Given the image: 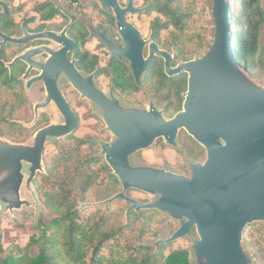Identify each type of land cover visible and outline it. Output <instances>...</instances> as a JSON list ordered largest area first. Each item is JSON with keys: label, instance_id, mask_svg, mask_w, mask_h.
Listing matches in <instances>:
<instances>
[{"label": "water", "instance_id": "water-1", "mask_svg": "<svg viewBox=\"0 0 264 264\" xmlns=\"http://www.w3.org/2000/svg\"><path fill=\"white\" fill-rule=\"evenodd\" d=\"M89 1L98 2L116 15L127 45L123 53L131 60L139 79L140 68L146 71L153 55L146 61L143 59L146 43L140 32L126 21V16L142 13L146 8H134L133 0L127 8H122L118 0ZM211 1L215 35L213 44L207 45V52L172 69L170 54L157 50L160 57L166 58L168 75L187 73L189 76L183 110L173 118H165L155 108L140 110L128 106L125 110L116 100L85 91L79 75L71 76V81L83 97L102 110L107 130L115 137L110 144L99 142L101 155L123 187L111 201H126L131 206L129 211L157 210L179 222V229L158 245L175 243L196 232L198 239L191 248L195 264H252L243 240L248 226L264 224V87L252 84L234 57L229 3ZM0 7V19H6L11 8L3 1ZM0 39V45H20L37 39L64 40L50 32L34 35L25 32L22 38L0 32ZM39 50L26 51L9 68L13 69L18 61L30 64L31 68L32 57ZM51 62L41 66L44 73L38 81H45L48 96L36 102L35 113L38 116L40 110L54 102L65 123L41 129L31 144L0 139V206L5 212L36 207L34 202L22 200V192L34 196L31 185L43 171L47 144L71 135L78 128V120L56 81L47 77ZM26 85L29 89L31 82ZM181 131L207 151L205 162L189 163L190 176L165 168L130 164L135 155L149 150L161 139L177 148ZM132 190L155 199L149 203L136 200L127 195Z\"/></svg>", "mask_w": 264, "mask_h": 264}, {"label": "trees", "instance_id": "trees-1", "mask_svg": "<svg viewBox=\"0 0 264 264\" xmlns=\"http://www.w3.org/2000/svg\"><path fill=\"white\" fill-rule=\"evenodd\" d=\"M0 1L11 8L9 16L0 19V32L19 38V24L11 15L14 8L9 0ZM196 1H149L152 2L149 14L161 13L164 19L158 20V16L153 19L155 33L174 27L171 37L165 39L174 44L183 61L202 55L207 48L205 40L190 32L197 13ZM226 1L230 6L234 57L247 70H261L260 79L264 81V0ZM242 1L243 8L239 10L236 4ZM36 9L43 13L40 6ZM18 54L16 45H0V139L23 144L32 137L27 143L31 144L36 133L48 126V120L40 112L36 116V102L25 82L20 80L18 66L9 68ZM179 83V92L174 95L176 101L166 107L167 118H172L182 106L186 81L182 78ZM50 144L56 151L50 157L44 153L43 171L31 185L33 202L37 208L42 203L48 219L40 218L37 235L24 248L10 250L0 242V264H193L190 249L175 250L166 256V250L174 243L158 245L179 229L177 221L157 210L129 211L131 206L126 201H111L123 187L101 155L99 144L75 134L51 141L47 146ZM191 155L196 160L202 158V154ZM4 214L0 206V217ZM262 227L253 224L244 233L243 246L252 257V264H257L258 256L252 251L254 246L264 249ZM31 247L38 248L37 255L31 253Z\"/></svg>", "mask_w": 264, "mask_h": 264}, {"label": "flooded vegetation", "instance_id": "flooded-vegetation-1", "mask_svg": "<svg viewBox=\"0 0 264 264\" xmlns=\"http://www.w3.org/2000/svg\"><path fill=\"white\" fill-rule=\"evenodd\" d=\"M39 1L37 5L43 9L42 12L46 14V17L34 8L35 17L31 18L29 23L19 24L17 31L20 35L18 37L22 38L25 32L31 35L50 32L61 36L64 40L58 42L52 39H37L26 44L16 45V51L19 54H23L26 51L40 50L32 57L34 66L31 68L30 64L23 61H18L15 66H18L19 72L21 71L20 80H23L25 84L31 82L29 88L31 95L39 97V100H44L48 96V88L45 81H38V78L44 73L41 66H45L49 60H52L47 71V77L56 81L57 88L78 120V128L72 134H77L83 115L87 120L95 119L104 125L105 128L98 131L97 125L94 124V134H97V131L100 133L104 131L110 133L112 138L108 140L82 138H87L95 144H99V142L110 144L115 139L114 135L107 130L102 110L89 99L83 97L82 93L73 85L71 76L75 77L76 74L81 77L85 91H93L110 101L116 100L125 110H128V106L140 110L155 108L162 112L165 118H167L165 116V113H167L166 107L176 101L174 95L179 92L180 79L184 78L186 91L181 95L182 106L174 116L183 110L185 95L188 91L189 76L187 73L168 75L165 67L166 58L160 57L157 50L170 54L173 59L171 63L172 69L177 68L183 62L193 61L204 53L188 61L181 60L178 52L173 47L174 44L167 42L163 37V30L155 33L152 24H149L148 27L145 24V16L149 15L150 11L148 4L151 2H147L145 5L142 3L140 6L137 4L139 0H133L134 8L146 9L142 13H128L126 16V21L140 32L142 39L146 43L143 47V59L146 61L151 54L153 55L147 70L142 71L140 68L141 73L139 79H137L131 60L123 53L127 45L120 32L122 27H119L118 19L113 12L107 11L96 1ZM118 2L122 8H127L130 0H118ZM45 6H47L46 9ZM157 14L159 20L162 14ZM152 45L157 48L152 49ZM29 69L31 71L28 77L24 79ZM240 69L252 84L264 87L257 81L254 71L247 70L241 66ZM165 81H167V84H165ZM165 94L173 97H168ZM42 110L43 113H46L45 116L49 122L48 126L65 123L64 117L54 102H51L47 108ZM52 117L55 118L54 122L51 121ZM184 132L181 131L179 133L178 141L180 146L177 148L178 154L184 160L189 159L184 152L191 142L196 147L193 150V154H202L203 161L200 160L199 162H205L208 157L207 151ZM161 141L164 140L157 141L153 146ZM182 175L187 176V173H182Z\"/></svg>", "mask_w": 264, "mask_h": 264}, {"label": "rangeland", "instance_id": "rangeland-1", "mask_svg": "<svg viewBox=\"0 0 264 264\" xmlns=\"http://www.w3.org/2000/svg\"><path fill=\"white\" fill-rule=\"evenodd\" d=\"M9 1H10L11 6L14 8V11L11 13L12 18L14 22L18 24L29 23L30 19L35 17L34 8L39 7V5H37L38 4L37 2H40L39 0H9ZM41 1H44V0H41ZM149 1L150 0H139L137 4L141 6L142 3L145 5ZM184 1H188V0H184ZM242 3L243 1L238 2L236 4L239 10L243 8ZM151 4L152 2L149 3L148 5L151 6ZM212 9H213V3L211 0H197L196 1L197 13L193 19V22L191 23L192 29L190 30V32L193 33V35L195 34L197 36H200L202 40H205V46L206 44L209 46L213 44L214 42L215 24H214V19L212 16ZM156 16H158L157 12H152L151 14L145 16L146 17L145 24H147V27L149 26V24L152 23L153 19H155ZM159 18L164 20L162 15ZM173 29L174 27H170L167 30H163V37L166 39L170 38L171 37L170 33L172 32ZM208 46L207 48H205L202 54L207 52ZM254 73L257 76V81L260 84H263L264 83L263 79H260V76L262 75V71L257 70V71H254ZM32 97H33L32 100L34 102H37L40 99L37 96L35 97L32 95ZM39 112L44 115L46 114V113H43V110H40ZM31 119L30 121L33 120ZM51 119H52L51 120L52 122L55 121L54 117H52ZM22 121L24 120L22 119ZM94 124L97 125L98 131L100 129L105 128L104 125L98 120H95V119L87 120L82 115L81 125H80L79 130L77 131L76 136L89 137L95 140H98V139L108 140L112 138V135L110 133L104 132V131H103L104 133L103 132L100 133L97 131V134H94V131H95L93 130ZM5 127L6 125H4V128ZM31 127L33 128L34 125ZM31 138L30 139L28 138L27 140H25L27 142L23 144L26 145L28 142L30 143V141L32 140ZM2 139H5V138H2ZM177 143H178V146H180L179 141H177ZM177 148L168 146L164 141H161L157 145L150 148L149 150L140 152L139 154L135 155L132 159V163L130 162V164L132 166H135V165L136 166H139V165L147 166L148 165V166L158 167V168L167 167L168 169L172 171H177L180 173L186 172L187 176H190L191 173L189 169V165H190L189 163H197L200 161V160H196L190 154V153L193 154V150L196 147L193 146V144L190 142V145L187 148H185L184 153L189 157V159H186V160H184L183 157L178 154ZM98 149L100 150V148ZM190 149H191V152H190ZM55 151H56L55 147L50 144L46 147L45 156H48V157L53 156ZM127 195L131 198L140 200L142 202H147V201L152 202L155 199L154 196L145 194L137 190H132L128 192ZM22 200H29L33 202L35 198H33L31 194L23 190ZM41 206H42V203L39 204L40 208L32 207L30 209H26L24 207L20 210H16L13 212L11 211L6 212V214L0 217V242L1 244H3L5 248H9L10 250H13V249L16 250L17 247L24 248L29 244L30 239L33 236L37 235L38 231H37L36 226L38 225V221L40 220V218L48 219L46 210H44ZM255 225L264 226L263 223H256ZM178 226H179V222H178ZM262 229H264V227H262ZM197 239H198L197 233L193 232L188 237L172 244L171 247L166 250L165 255L167 256L171 252L175 250H180V249H188V250L190 249L191 250L194 242ZM252 239H255V237L252 236ZM30 251L33 255L38 254L37 247H31ZM252 251L258 255L257 264H264L263 247L256 245L254 246ZM191 255H192V251H191ZM192 261L195 264L193 255H192Z\"/></svg>", "mask_w": 264, "mask_h": 264}, {"label": "built area", "instance_id": "built-area-1", "mask_svg": "<svg viewBox=\"0 0 264 264\" xmlns=\"http://www.w3.org/2000/svg\"><path fill=\"white\" fill-rule=\"evenodd\" d=\"M62 2H67V0H61Z\"/></svg>", "mask_w": 264, "mask_h": 264}]
</instances>
